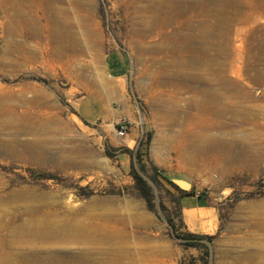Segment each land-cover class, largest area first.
I'll use <instances>...</instances> for the list:
<instances>
[{
	"label": "rangeland",
	"instance_id": "obj_1",
	"mask_svg": "<svg viewBox=\"0 0 264 264\" xmlns=\"http://www.w3.org/2000/svg\"><path fill=\"white\" fill-rule=\"evenodd\" d=\"M49 2L0 0V264H264V0Z\"/></svg>",
	"mask_w": 264,
	"mask_h": 264
},
{
	"label": "bare ground",
	"instance_id": "obj_2",
	"mask_svg": "<svg viewBox=\"0 0 264 264\" xmlns=\"http://www.w3.org/2000/svg\"><path fill=\"white\" fill-rule=\"evenodd\" d=\"M54 0H50V2L49 3H51V2H53ZM59 32V31H58ZM57 32V33H58ZM60 36H58L57 35V41H58V45L60 46V44H61V41H62V37H61V33L59 32L58 33ZM189 37L191 38L192 36L191 35H189ZM63 43H64V41H63ZM64 45V44H63ZM74 45V44H73ZM61 47H62V45H61ZM68 48V47H67ZM64 49H66V48H64ZM57 51V50H56ZM201 51V50H200ZM58 53V52H57ZM217 66V65H216ZM213 70V69H212ZM211 70V71H212ZM209 73V72H208ZM219 74V73H218ZM217 75V74H216ZM218 76V75H217ZM221 79V78H220ZM226 79V78H225ZM214 80V79H213ZM217 80V79H216ZM228 80V79H227ZM209 81V80H208ZM218 81V80H217ZM224 81V80H223ZM214 82H215V80H214ZM205 83H207V82H205ZM210 82H208V84H209ZM215 83H217V82H215ZM221 83H219L218 82V86L220 85ZM215 89V88H214ZM220 90V89H219ZM211 92V91H210ZM213 92V91H212ZM225 92V91H224ZM215 93V92H214ZM229 93V92H228ZM227 93V91H226V94H228ZM222 94V93H221ZM221 94H219V93H215V96L214 95H211L210 96V99H208L209 100V103H211L212 105H214V108L216 107V103L215 102H219V101H215V99L216 98H220L221 97ZM225 97V96H224ZM227 98V97H226ZM221 99V98H220ZM223 100V99H222ZM203 101V100H202ZM204 101H205V99H204ZM203 103V102H202ZM221 104V103H220ZM222 106H223V104H222ZM225 106V105H224ZM213 107V106H212ZM212 107H210V108H212ZM220 109H221V107H220ZM221 111V110H220ZM213 114V113H212ZM220 114H222V113H220ZM219 115V114H218ZM220 117V116H219ZM7 118V117H6ZM5 117H4V119H6ZM2 118L0 117V120H1ZM8 119V118H7ZM3 120V119H2ZM2 120L0 121V122H2ZM18 120V119H17ZM4 121V120H3ZM8 121V120H7ZM24 121V120H23ZM5 122V121H4ZM18 122H20V121H18ZM5 125H6V122L4 123ZM9 125V124H8ZM16 125V126H15ZM14 126H15V129L14 130H12V131H14V132H17V131H20V132H24V131H29V132H32V133H35V131H37L38 130V128H36V126H33V125H31V126H28V127H26V124L23 122V123H16ZM6 129H8L7 127H5ZM5 129V130H6ZM136 133H138V131L136 130V129H134V135L136 134ZM1 140V139H0ZM36 142H37V140H36ZM36 142H24V145L23 146H25V147H28L29 148V150H31L32 151V153L34 154V157H35V155H38V151H37V149H36V147H38L37 146V143ZM12 143H14V142H11V141H4V142H2V141H0V154H2V155H5V156H13V157H16V158H20V156L22 155V153H20L19 152V150H17L15 147H16V145L15 144H12ZM218 143H219V141L216 139V138H213V137H211V138H208L207 140H206V144L205 145H203L202 147H200V148H198L197 150H195L196 151V153L198 152V153H201V152H203L204 150H205V152L206 151H208L210 148H216V147H218L217 145H218ZM196 146V145H195ZM205 148V149H204ZM209 148V149H208ZM191 155H193V156H196L197 154H195V153H191ZM1 190V189H0ZM11 194H16V193H11ZM18 194V193H17ZM16 194V195H17ZM1 195V194H0ZM3 195V194H2ZM11 196V195H10ZM9 196V197H10ZM13 197H14V195H12ZM2 197V196H1ZM17 196H15V198H16ZM15 198H12V200H14ZM4 199V198H3ZM10 201V199H8V202ZM2 202H4V201H2ZM10 203H12L11 201H10ZM2 204H4V203H2ZM1 205V204H0ZM35 208V207H34ZM30 212V211H29ZM32 213V212H31ZM33 213H34V211H33ZM32 213V214H33ZM195 221L193 220V218L192 219H190V225H191V229H193V231H196V230H199V229H197L196 228V224L194 223ZM8 223V222H7ZM0 224H1V222H0ZM2 225H4V223H2ZM1 225V226H2ZM11 226H12V224H10ZM0 226V227H1ZM264 226V225H263ZM10 227V226H9ZM2 228H4V227H1L0 229H2ZM18 228V227H17ZM9 229V228H8ZM3 230H6L5 228L3 229ZM2 230V232H4V234H5V231H3ZM11 230V229H10ZM9 230V231H10ZM13 230H15V228H13ZM17 230V229H16ZM39 230H41V228H39ZM200 230H203V231H205V230H209L208 228L206 229V227H205V225L203 224L202 225V227H201V229ZM1 231V230H0ZM28 233H31V235L33 236V233H35V236H33V237H36V234L38 235V233H39V231L38 230H35V229H28V230H26ZM43 233H41V235L42 236H49L50 235V229H44L43 230V228H42V230H41ZM1 232V233H2ZM16 231H14V233H15ZM17 232H19V230H17ZM16 232V233H17ZM20 232H21V230H20ZM19 232V233H20ZM38 232V233H37ZM10 233V232H9ZM8 233V234H9ZM54 233V232H53ZM59 233V232H58ZM57 233V234H58ZM18 234V233H17ZM20 234H22V232L20 233ZM19 234V235H20ZM25 234V233H24ZM24 234H22L24 237L25 236H28V235H24ZM56 234V235H57ZM61 234V233H60ZM62 234L64 235V237H69L70 239H78V238H80L82 235H81V232H80V230H78L77 228H73L72 229V232H70L69 231V229L67 230V229H64L63 231H62ZM9 235H12V234H9ZM8 235V236H9ZM40 235V234H39ZM38 235V236H39ZM40 235V236H41ZM62 235V236H63ZM0 236H2V235H0ZM15 236V235H14ZM41 236V237H42ZM62 236L60 237V238H62ZM6 237V236H5ZM11 237V236H10ZM10 237H9V240H13V238H11L10 239ZM16 237H17V235H16ZM20 237H22L21 235H20ZM30 237V236H29ZM41 237L39 238V239H37L38 240V242L39 241H41L42 239H41ZM50 237V236H49ZM53 237V236H52ZM51 237V238H52ZM55 237V236H54ZM2 238H3V236H2ZM1 238V239H2ZM7 238V237H6ZM6 238H3L4 240L6 239ZM18 238H19V236H18ZM28 238V237H27ZM32 238V237H31ZM44 238H46V237H43V239ZM57 238V237H56ZM16 239V238H15ZM23 239V238H22ZM21 238H19V240H22ZM25 239V238H24ZM23 239V240H24ZM54 239V238H53ZM59 239V238H58ZM72 239V242L74 241ZM8 240V241H9ZM23 240L21 241V242H23ZM31 240V239H30ZM30 240H29V242H30ZM34 240V239H33ZM36 240V239H35ZM36 240V241H37ZM2 241V240H1ZM8 241H7V243H8ZM14 241H17V239L16 240H14ZM25 241V240H24ZM44 241V240H43ZM49 241H51L50 239H49ZM63 241V240H62ZM71 241V240H70ZM10 242V241H9ZM26 242H28V240H26ZM25 242V243H26ZM32 242V241H31ZM35 242V241H34ZM3 243V242H2ZM10 243H12L13 244V241H11ZM15 243V242H14ZM17 243L19 244V242L17 241ZM6 244V243H5ZM27 244V243H26ZM29 244V243H28ZM27 244V245H28ZM31 244V243H30ZM29 244V245H30ZM1 245V244H0ZM8 246V245H7ZM11 247L13 246V245H10ZM31 246H33V245H31ZM10 247V248H11ZM1 248V247H0ZM6 248V247H5ZM4 248V249H5ZM9 248V247H8ZM10 248L8 249V250H10ZM16 248V247H15ZM12 249V248H11ZM0 250H2L3 251V248H1ZM7 250V251H8ZM12 251V250H11ZM9 252V251H8ZM33 252V251H32ZM5 253V252H4ZM1 254H2V252H1ZM29 254H31V252H29ZM28 254V255H29ZM34 254V253H33ZM33 254L31 255V256H33ZM46 254H49V253H46ZM5 255V254H4ZM26 256H27V254H26ZM35 256V255H34ZM42 257H44V256H42ZM52 257V256H51ZM38 258V257H37ZM36 258V261L38 260ZM48 258H50V257H48ZM53 258V257H52ZM29 258H27V260H28ZM31 259V258H30ZM34 258H32V260H33ZM43 259V258H42ZM46 259V258H45ZM41 260V259H40ZM58 260V259H57ZM61 260V259H60ZM60 260H58V261H60ZM39 261V260H38ZM42 261V260H41ZM51 261H54V258L51 260ZM55 261H56V259H55ZM44 262V261H43ZM45 262H46V260H45ZM48 262H50V261H48ZM69 262V261H68ZM39 263H41V262H39ZM52 263V262H51ZM51 263H49V264H51ZM56 263H59V262H56ZM42 264H44V263H42ZM54 264V263H53Z\"/></svg>",
	"mask_w": 264,
	"mask_h": 264
},
{
	"label": "crops",
	"instance_id": "obj_3",
	"mask_svg": "<svg viewBox=\"0 0 264 264\" xmlns=\"http://www.w3.org/2000/svg\"><path fill=\"white\" fill-rule=\"evenodd\" d=\"M113 56L111 58H109L107 64L109 65V67H112V69L114 70H122L123 68V62L124 59L120 56ZM80 107L79 110L82 112V116L85 119H91V120H98L99 117H105L108 116L110 113H108L107 110H104L103 108H101V110L98 109L97 105L98 103L94 100L91 99H82L80 101ZM108 113V115H107ZM134 130H132V137H134L135 135L133 134ZM132 141L130 140L129 144L132 145ZM192 201L186 200V202L184 201L185 208L189 207L188 211H190L188 218L190 219L191 217L193 218V216L196 214V209H194V207H192ZM194 214V215H193ZM190 221V220H189Z\"/></svg>",
	"mask_w": 264,
	"mask_h": 264
},
{
	"label": "built area",
	"instance_id": "obj_4",
	"mask_svg": "<svg viewBox=\"0 0 264 264\" xmlns=\"http://www.w3.org/2000/svg\"><path fill=\"white\" fill-rule=\"evenodd\" d=\"M116 136L119 138H122L124 136H127L128 134V128L126 126L125 123H123V121H118V123H116Z\"/></svg>",
	"mask_w": 264,
	"mask_h": 264
},
{
	"label": "trees",
	"instance_id": "obj_5",
	"mask_svg": "<svg viewBox=\"0 0 264 264\" xmlns=\"http://www.w3.org/2000/svg\"><path fill=\"white\" fill-rule=\"evenodd\" d=\"M136 179H137V182L140 183V179L139 178H136ZM142 196L145 198V194ZM147 202H149V201L147 200ZM188 236H192L194 239H200L201 238L200 236H196V235H188Z\"/></svg>",
	"mask_w": 264,
	"mask_h": 264
}]
</instances>
